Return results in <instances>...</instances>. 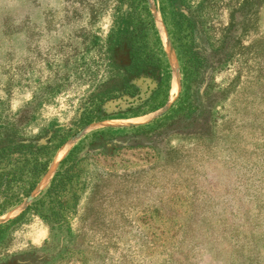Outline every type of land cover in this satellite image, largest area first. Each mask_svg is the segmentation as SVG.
<instances>
[{
    "label": "rangeland",
    "instance_id": "rangeland-1",
    "mask_svg": "<svg viewBox=\"0 0 264 264\" xmlns=\"http://www.w3.org/2000/svg\"><path fill=\"white\" fill-rule=\"evenodd\" d=\"M161 1L148 3L170 70L165 107L111 114L70 137L31 196L0 216L4 224L39 199L74 149L84 159L68 227L52 228L29 210L6 229L0 264H264V0H212L200 13L208 15L209 42L223 36L233 11L239 22V42L224 45L236 42L235 53L213 76L225 91L215 124L200 140L173 126L140 130L154 128L183 92ZM190 1L194 9L205 4ZM115 2L0 0L1 143L78 127L101 94L106 56L98 45ZM126 55L122 46L113 57L126 63Z\"/></svg>",
    "mask_w": 264,
    "mask_h": 264
},
{
    "label": "trees",
    "instance_id": "trees-1",
    "mask_svg": "<svg viewBox=\"0 0 264 264\" xmlns=\"http://www.w3.org/2000/svg\"><path fill=\"white\" fill-rule=\"evenodd\" d=\"M190 2H160V13L180 64L183 92L162 117L152 121L154 128H140L142 132L173 126L182 130L183 135L200 140L209 135L215 124L216 107L225 91L217 89L213 76L235 53L231 49L239 42V37L234 35L239 22L233 11L223 36L209 42L208 15L200 13L205 7H211L212 0H205V4L197 9ZM113 9L111 28L98 45L106 56L103 80L95 83L101 94L92 98L80 112L78 127H58L30 140L0 142V216L31 196L49 173L53 154L79 129L107 119L111 114L138 117L165 107L170 90V70L148 0H116ZM240 10L242 8L236 11ZM204 35L206 41L201 44ZM235 37L237 41L225 49L226 40ZM122 46L127 48L126 63L116 62L113 57L116 49ZM23 114L15 119L16 126L26 118ZM75 152L73 149L61 162L39 199L13 220L0 224V242L9 224L21 220L29 210L52 228L68 227V216L73 213L78 198V164L84 159L78 158Z\"/></svg>",
    "mask_w": 264,
    "mask_h": 264
}]
</instances>
